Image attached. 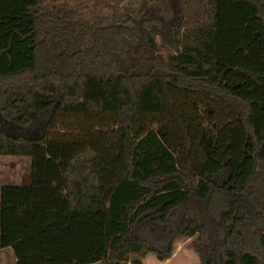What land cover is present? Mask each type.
<instances>
[{
	"label": "trees",
	"instance_id": "obj_1",
	"mask_svg": "<svg viewBox=\"0 0 264 264\" xmlns=\"http://www.w3.org/2000/svg\"><path fill=\"white\" fill-rule=\"evenodd\" d=\"M0 156L17 264H264V0H0Z\"/></svg>",
	"mask_w": 264,
	"mask_h": 264
},
{
	"label": "rangeland",
	"instance_id": "obj_2",
	"mask_svg": "<svg viewBox=\"0 0 264 264\" xmlns=\"http://www.w3.org/2000/svg\"><path fill=\"white\" fill-rule=\"evenodd\" d=\"M163 54H167L163 52ZM205 118L207 114L203 112ZM81 121L77 118L60 117L57 120L58 131L64 135L67 129L71 132L80 127ZM172 124V122H170ZM138 125V126H137ZM165 124H158L156 119H148L144 124H133L134 130L139 129H153L159 131ZM206 127V125H204ZM72 134V133H70ZM78 136L77 133H74ZM28 158H12L0 156V186L3 184L6 186L17 185L16 182H21L28 175L29 161ZM11 184V185H10ZM198 235L193 238H179L171 239L166 238L162 241L161 245L157 247L159 252L168 251L170 257L161 261L157 255L149 254L146 259V264H212L211 256L207 255L203 259L196 252L194 245L198 240ZM16 257L11 249L0 250V264H15ZM101 264V263H99Z\"/></svg>",
	"mask_w": 264,
	"mask_h": 264
},
{
	"label": "crops",
	"instance_id": "obj_3",
	"mask_svg": "<svg viewBox=\"0 0 264 264\" xmlns=\"http://www.w3.org/2000/svg\"><path fill=\"white\" fill-rule=\"evenodd\" d=\"M29 161L30 162H29V168H28V175L25 177V179L22 180V183L21 182H16L17 185H13V186H17V187H28V186L31 185V180H32V163H31V160H29ZM5 186L6 185H4V184L2 186H0V197H1V190ZM146 262H147V259L144 260V264H146ZM15 264H17V260H15Z\"/></svg>",
	"mask_w": 264,
	"mask_h": 264
}]
</instances>
